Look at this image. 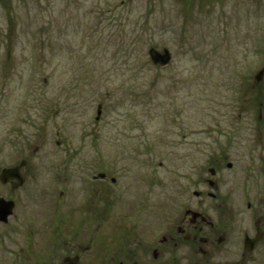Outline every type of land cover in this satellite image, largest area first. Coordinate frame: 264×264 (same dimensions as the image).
Listing matches in <instances>:
<instances>
[{
    "label": "rangeland",
    "instance_id": "rangeland-1",
    "mask_svg": "<svg viewBox=\"0 0 264 264\" xmlns=\"http://www.w3.org/2000/svg\"><path fill=\"white\" fill-rule=\"evenodd\" d=\"M151 46L170 61L154 64ZM262 58L264 0H0V163L106 130L130 144L110 155L136 140V171L162 191L228 137Z\"/></svg>",
    "mask_w": 264,
    "mask_h": 264
},
{
    "label": "flooded vegetation",
    "instance_id": "flooded-vegetation-1",
    "mask_svg": "<svg viewBox=\"0 0 264 264\" xmlns=\"http://www.w3.org/2000/svg\"><path fill=\"white\" fill-rule=\"evenodd\" d=\"M251 66L228 137L194 175L165 178L162 191H153L155 172L136 171V140L131 156L109 154L119 138L106 130L100 141L91 130L56 140V155L22 144L19 158L0 163V173L11 168L0 177V198L11 203L0 264H264V58Z\"/></svg>",
    "mask_w": 264,
    "mask_h": 264
},
{
    "label": "water",
    "instance_id": "water-1",
    "mask_svg": "<svg viewBox=\"0 0 264 264\" xmlns=\"http://www.w3.org/2000/svg\"><path fill=\"white\" fill-rule=\"evenodd\" d=\"M148 54L152 60V62L159 64L160 66L166 65L170 59L171 54L168 48L163 47L160 50L151 46L148 48ZM100 110H98V113ZM9 168H3L2 173L9 171ZM1 173V177H2ZM11 203L10 201H6L3 198H0V219L5 220V216L10 212Z\"/></svg>",
    "mask_w": 264,
    "mask_h": 264
}]
</instances>
